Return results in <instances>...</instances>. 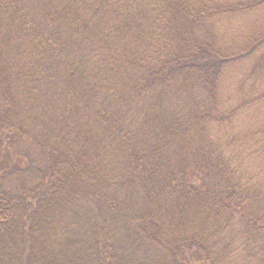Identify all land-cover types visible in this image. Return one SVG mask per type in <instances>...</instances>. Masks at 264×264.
<instances>
[{"label":"trees","instance_id":"1","mask_svg":"<svg viewBox=\"0 0 264 264\" xmlns=\"http://www.w3.org/2000/svg\"><path fill=\"white\" fill-rule=\"evenodd\" d=\"M0 264H264V0H0Z\"/></svg>","mask_w":264,"mask_h":264},{"label":"rangeland","instance_id":"2","mask_svg":"<svg viewBox=\"0 0 264 264\" xmlns=\"http://www.w3.org/2000/svg\"><path fill=\"white\" fill-rule=\"evenodd\" d=\"M15 152L19 154H13V156L22 155V157L25 158L27 162L29 161L33 166H39V155L36 151H32L31 149L27 150V147L18 144L15 148ZM16 164H19V162L17 161ZM4 182L6 183V187H12L15 183V179L13 181V177L7 178L4 179Z\"/></svg>","mask_w":264,"mask_h":264}]
</instances>
